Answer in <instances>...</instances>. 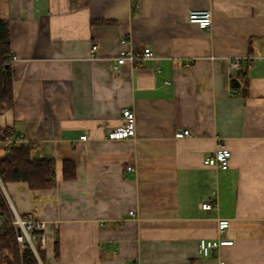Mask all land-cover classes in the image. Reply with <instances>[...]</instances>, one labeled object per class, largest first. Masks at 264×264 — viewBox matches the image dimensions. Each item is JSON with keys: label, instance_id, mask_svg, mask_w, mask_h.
Instances as JSON below:
<instances>
[{"label": "crops", "instance_id": "0c3cea01", "mask_svg": "<svg viewBox=\"0 0 264 264\" xmlns=\"http://www.w3.org/2000/svg\"><path fill=\"white\" fill-rule=\"evenodd\" d=\"M193 10L212 27L190 24ZM0 21L16 57L0 130L56 163L52 189L5 184L19 215L48 223L41 264H264V0H0ZM144 48L154 56L116 72ZM125 107L136 136L108 140ZM218 143L227 171L204 165ZM217 237L234 244L203 256Z\"/></svg>", "mask_w": 264, "mask_h": 264}, {"label": "built area", "instance_id": "2783aa9c", "mask_svg": "<svg viewBox=\"0 0 264 264\" xmlns=\"http://www.w3.org/2000/svg\"><path fill=\"white\" fill-rule=\"evenodd\" d=\"M188 22L196 25L201 30H206L212 27L213 14L210 10H193L188 15ZM97 45L92 47V51L96 52ZM154 56L150 48H144L137 53L121 52L116 59L115 70L120 72L121 66L126 62H135L141 59H150ZM8 60L12 63L16 60V57L9 56ZM243 66L242 60L235 58L230 62V72L233 74L235 71H239ZM4 71H7L5 68ZM122 125L111 129L107 132L106 138L111 141H122L132 139L136 136L137 118L135 111L129 107L122 109ZM190 130L177 131L174 135L176 139H184L191 137ZM87 135L80 137L81 140L87 139ZM5 150L12 148L14 145L26 144V138L22 134H17L14 131H10L3 142H0ZM232 158L231 150L224 144L218 143L216 149L204 160V165L212 168H216L222 171H227L230 168V162ZM129 173L134 172V168L127 167ZM0 195L7 203L8 216L0 217V228L6 224L12 226L14 231V239L18 248V259L20 264H23L24 252L30 249L36 260L41 264V252L48 248V236H47V221L38 220L33 215L21 216L17 213L14 206L8 201L5 184L0 177ZM204 210H211L213 208L212 203L206 202L201 205ZM133 215V212H130ZM230 227V222L227 219H221L218 221L217 231L219 236L224 234ZM233 240L222 239L217 237L216 239L202 238L199 241V251L203 256H209L212 251H217L225 246H232Z\"/></svg>", "mask_w": 264, "mask_h": 264}, {"label": "trees", "instance_id": "16d2710c", "mask_svg": "<svg viewBox=\"0 0 264 264\" xmlns=\"http://www.w3.org/2000/svg\"><path fill=\"white\" fill-rule=\"evenodd\" d=\"M9 57V27L0 21V106L12 103L13 81ZM7 71H4V69ZM12 130H0V142ZM2 144V143H1ZM3 146V145H2ZM34 144L14 145L0 155V177L4 184L23 182L32 190H48L56 186V163L52 160H35L32 156ZM76 165L72 161L63 163V178L71 180L76 177ZM8 216L7 203L0 195V217ZM18 248L11 225L0 228V264H20ZM23 264H40L30 249L25 250Z\"/></svg>", "mask_w": 264, "mask_h": 264}, {"label": "rangeland", "instance_id": "374dc122", "mask_svg": "<svg viewBox=\"0 0 264 264\" xmlns=\"http://www.w3.org/2000/svg\"><path fill=\"white\" fill-rule=\"evenodd\" d=\"M1 150H2V146H0V152H1ZM17 258H18V256H17Z\"/></svg>", "mask_w": 264, "mask_h": 264}]
</instances>
